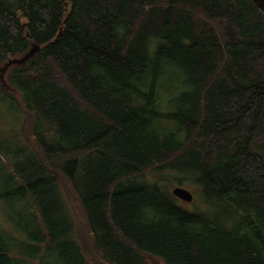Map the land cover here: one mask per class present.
<instances>
[{
    "label": "trees",
    "instance_id": "trees-1",
    "mask_svg": "<svg viewBox=\"0 0 264 264\" xmlns=\"http://www.w3.org/2000/svg\"><path fill=\"white\" fill-rule=\"evenodd\" d=\"M33 44L0 83L1 207L28 205L0 264H264L255 0H0L1 68Z\"/></svg>",
    "mask_w": 264,
    "mask_h": 264
},
{
    "label": "rangeland",
    "instance_id": "rangeland-1",
    "mask_svg": "<svg viewBox=\"0 0 264 264\" xmlns=\"http://www.w3.org/2000/svg\"><path fill=\"white\" fill-rule=\"evenodd\" d=\"M2 66H0L1 68ZM6 72V71H5ZM0 83L2 85L6 84L5 81V73L2 75V71L0 70ZM12 114L11 110L8 108H0V123L1 124H6L10 126V124L7 122V117ZM175 187V186H174ZM173 187V188H174ZM184 188L190 190L194 194V200L192 202H184L182 200L175 199L174 202H176L180 207L186 209L187 211L190 212H201V211H207L209 213H214V215L220 213V210L214 209L212 206V203L208 201V193L204 194L193 184L190 183H185L183 184ZM171 188V190L173 189ZM3 190L2 184L0 182V191ZM4 200L3 198L0 199V201ZM3 207V209H2ZM1 207V202H0V219H1V224L3 226H8L10 227L14 232H20L21 226L25 222V207H28V205L25 204H16L14 207H10L7 205H4ZM227 215V214H226ZM227 220H230L228 217L226 218ZM16 233V232H15ZM18 234V233H16ZM19 236V234H18ZM20 237V236H19ZM22 238V237H21ZM148 258V257H147ZM156 260L160 263V260L156 257ZM151 262V260L149 259ZM152 264V262H151Z\"/></svg>",
    "mask_w": 264,
    "mask_h": 264
},
{
    "label": "water",
    "instance_id": "water-1",
    "mask_svg": "<svg viewBox=\"0 0 264 264\" xmlns=\"http://www.w3.org/2000/svg\"><path fill=\"white\" fill-rule=\"evenodd\" d=\"M255 2L264 10V0H255ZM40 46L38 44H33L31 49L25 53L23 56L19 58H14L8 60L6 62L5 66L1 68L0 70L2 71V75L5 73V71L8 69V67L12 64H22L26 62L30 57H32L37 51H39ZM173 194L175 197L186 201V202H192L194 200V194L192 191L182 187V186H176L172 190ZM147 257L151 260L153 264H159L157 263V260L150 254H147Z\"/></svg>",
    "mask_w": 264,
    "mask_h": 264
},
{
    "label": "bare ground",
    "instance_id": "bare-ground-1",
    "mask_svg": "<svg viewBox=\"0 0 264 264\" xmlns=\"http://www.w3.org/2000/svg\"><path fill=\"white\" fill-rule=\"evenodd\" d=\"M40 50V49H39ZM178 186V185H177ZM180 186V185H179ZM176 187V186H175ZM173 190V189H172ZM173 193V192H172ZM174 195V194H173ZM175 196V195H174ZM181 200V199H180ZM183 201V200H182ZM184 202H186V201H184ZM148 254V253H147ZM146 254V255H147ZM151 255V254H150ZM153 256V255H152ZM155 259H156V257L155 256H153ZM149 259V258H148ZM157 263H159L158 261H157ZM153 264V263H152Z\"/></svg>",
    "mask_w": 264,
    "mask_h": 264
},
{
    "label": "flooded vegetation",
    "instance_id": "flooded-vegetation-1",
    "mask_svg": "<svg viewBox=\"0 0 264 264\" xmlns=\"http://www.w3.org/2000/svg\"><path fill=\"white\" fill-rule=\"evenodd\" d=\"M159 264H162V263H161V261H160V263H159Z\"/></svg>",
    "mask_w": 264,
    "mask_h": 264
}]
</instances>
